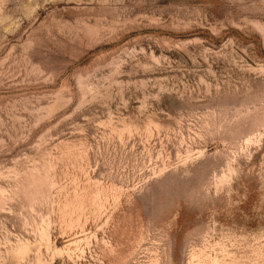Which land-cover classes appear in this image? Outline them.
Wrapping results in <instances>:
<instances>
[{
  "label": "rangeland",
  "instance_id": "obj_1",
  "mask_svg": "<svg viewBox=\"0 0 264 264\" xmlns=\"http://www.w3.org/2000/svg\"><path fill=\"white\" fill-rule=\"evenodd\" d=\"M0 264H264V0H0Z\"/></svg>",
  "mask_w": 264,
  "mask_h": 264
}]
</instances>
